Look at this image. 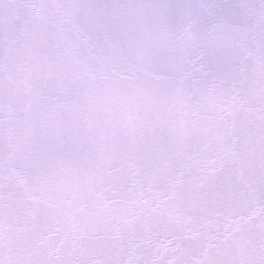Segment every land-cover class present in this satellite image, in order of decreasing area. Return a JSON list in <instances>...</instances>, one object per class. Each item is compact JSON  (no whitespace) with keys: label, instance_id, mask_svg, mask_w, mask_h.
<instances>
[{"label":"snow or ice","instance_id":"1","mask_svg":"<svg viewBox=\"0 0 264 264\" xmlns=\"http://www.w3.org/2000/svg\"><path fill=\"white\" fill-rule=\"evenodd\" d=\"M0 264H264V0H0Z\"/></svg>","mask_w":264,"mask_h":264}]
</instances>
